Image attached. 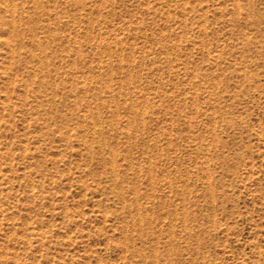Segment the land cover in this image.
Masks as SVG:
<instances>
[{
  "label": "rangeland",
  "instance_id": "1",
  "mask_svg": "<svg viewBox=\"0 0 264 264\" xmlns=\"http://www.w3.org/2000/svg\"><path fill=\"white\" fill-rule=\"evenodd\" d=\"M0 264H264V0H0Z\"/></svg>",
  "mask_w": 264,
  "mask_h": 264
}]
</instances>
